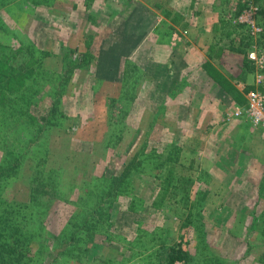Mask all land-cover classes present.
I'll list each match as a JSON object with an SVG mask.
<instances>
[{
  "label": "rangeland",
  "instance_id": "rangeland-1",
  "mask_svg": "<svg viewBox=\"0 0 264 264\" xmlns=\"http://www.w3.org/2000/svg\"><path fill=\"white\" fill-rule=\"evenodd\" d=\"M189 39L245 65L264 51V0H0V247L17 264H167L178 249L264 264L263 151L247 162L235 135L173 128ZM13 56L36 73L11 82Z\"/></svg>",
  "mask_w": 264,
  "mask_h": 264
},
{
  "label": "crops",
  "instance_id": "crops-1",
  "mask_svg": "<svg viewBox=\"0 0 264 264\" xmlns=\"http://www.w3.org/2000/svg\"><path fill=\"white\" fill-rule=\"evenodd\" d=\"M53 12L54 10L51 9L50 14H54ZM195 31L203 30L195 28ZM188 42L185 56H182L185 62L181 63L179 75L175 76L177 80H172V82L176 86L177 82L183 80L187 74L193 78L189 81L190 91L181 92L176 88L172 93L175 101L172 107H175L176 111L173 128H204L205 133L219 134V137H223L224 133H230L231 136L235 135L236 139H240L241 148L249 152L247 162L252 159L261 160L258 152L262 150L264 154V143L262 139L258 141V138L264 135V129L253 126L245 116L238 118L232 116L237 108H246L245 93L247 90L258 89L260 91L264 88V83L255 85V69L248 72L244 82L236 84V78L245 70L244 67L250 65L254 68L253 64L248 61L242 66V61L237 56L234 60L235 65L232 64L233 61L227 64L228 58L233 60V56L227 52H223L220 58L214 54L218 57L213 58L210 54L211 48L206 46L205 42L198 43L193 39H189ZM209 54L212 57L211 60L205 57ZM177 57L175 55V61ZM174 65L176 62H173ZM217 139L219 138L213 136V140ZM216 157H218L217 153L211 154V158ZM246 165L248 167V163Z\"/></svg>",
  "mask_w": 264,
  "mask_h": 264
},
{
  "label": "built area",
  "instance_id": "built-area-1",
  "mask_svg": "<svg viewBox=\"0 0 264 264\" xmlns=\"http://www.w3.org/2000/svg\"><path fill=\"white\" fill-rule=\"evenodd\" d=\"M240 18V22L245 23L250 29V35L254 38L262 33V28L254 24L252 16ZM247 59L250 61L256 74L254 77L255 85H260L263 81V71H264V51H255V48L248 52ZM247 105L245 109L237 108L232 116L235 118L245 116L254 126H259L264 129V94L257 91L256 89H251L245 94Z\"/></svg>",
  "mask_w": 264,
  "mask_h": 264
},
{
  "label": "trees",
  "instance_id": "trees-1",
  "mask_svg": "<svg viewBox=\"0 0 264 264\" xmlns=\"http://www.w3.org/2000/svg\"><path fill=\"white\" fill-rule=\"evenodd\" d=\"M19 58L20 57H17V56H13L11 58V62L9 65V75L11 77V82H13V78L16 79V77H17V76L14 77V75L20 73V71L26 70V73H29V74L33 73V71L36 73V70L34 68H30V66H31L30 61L25 62V59H24V60H21V62L20 61L17 62L19 60ZM16 66H17V70L15 68ZM38 68H40V65H38ZM246 68L249 72H252V70H253L252 67H250V65H246ZM26 73H25L26 77H31V76L33 77V75H34V74L29 75ZM21 75H24V74L21 73ZM1 81H2V79H0V88L2 87ZM15 255H17L16 250L13 248H10L9 245H7V246L4 245L3 247H0V258L2 259V261L4 259H8V264H15V263L17 264L20 262V259H17V256H15ZM185 258H186L185 254L178 249L176 252L170 254V258H169L167 264H175V261L183 262V264H186ZM2 264H3V262H2Z\"/></svg>",
  "mask_w": 264,
  "mask_h": 264
}]
</instances>
